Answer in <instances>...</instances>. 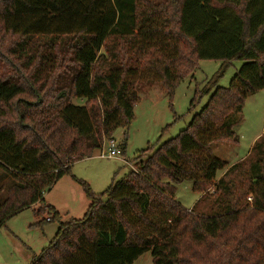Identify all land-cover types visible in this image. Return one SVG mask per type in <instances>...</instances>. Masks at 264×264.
<instances>
[{
	"label": "trees",
	"instance_id": "trees-1",
	"mask_svg": "<svg viewBox=\"0 0 264 264\" xmlns=\"http://www.w3.org/2000/svg\"><path fill=\"white\" fill-rule=\"evenodd\" d=\"M141 1L138 15L139 0H0V230L131 125L138 83L172 97L200 61H240L178 137L87 192L82 220L38 211L60 226L32 264H133L149 252L154 264H264V135L234 165L212 151L238 143L245 101L264 90V0ZM186 181L202 194L190 210L175 198Z\"/></svg>",
	"mask_w": 264,
	"mask_h": 264
},
{
	"label": "rangeland",
	"instance_id": "rangeland-1",
	"mask_svg": "<svg viewBox=\"0 0 264 264\" xmlns=\"http://www.w3.org/2000/svg\"><path fill=\"white\" fill-rule=\"evenodd\" d=\"M165 1L152 0L150 3ZM146 5L145 1L139 0L138 15L144 13ZM18 42H21L20 38L13 43V48ZM242 65L240 61L231 62L226 67L221 62L200 61L193 78L188 76L181 81L172 97L161 85L146 81L138 83L136 91L140 100L134 108V120L128 128H120L113 135L118 144L125 145V153L120 158L102 159L98 157L101 152L98 150L93 157L76 162L71 172L45 193L44 202L11 218L0 230V264H32L34 256L49 247L60 226L58 220L48 222L47 214L43 218L38 217V211L52 208L60 215L62 224L82 220L91 203L88 191L95 196L105 193L113 183L136 169L135 161L142 151L149 147L151 151L156 150L159 145L178 137L194 115L208 104L216 87L230 86ZM6 68L0 59V76L7 74ZM57 72H61L59 68L52 74ZM46 78H42V83L48 82L47 92L52 82L49 75ZM39 85V82L36 83V86ZM207 89L210 93H203ZM74 103L83 105L76 100ZM241 116L242 121L235 128L238 143L212 146L214 156L229 164L246 158L255 142L264 135V90L245 101ZM107 147L105 142L103 150ZM175 189L176 200L186 209H192L202 197L188 181L176 184ZM133 264H154L153 257L150 252L146 253Z\"/></svg>",
	"mask_w": 264,
	"mask_h": 264
},
{
	"label": "built area",
	"instance_id": "built-area-1",
	"mask_svg": "<svg viewBox=\"0 0 264 264\" xmlns=\"http://www.w3.org/2000/svg\"><path fill=\"white\" fill-rule=\"evenodd\" d=\"M106 142L108 145L107 149L103 150L102 148L98 157L102 159L120 158V155H122V149L120 147V144H118V142L114 138L109 139ZM47 221H50V218H48Z\"/></svg>",
	"mask_w": 264,
	"mask_h": 264
},
{
	"label": "crops",
	"instance_id": "crops-1",
	"mask_svg": "<svg viewBox=\"0 0 264 264\" xmlns=\"http://www.w3.org/2000/svg\"><path fill=\"white\" fill-rule=\"evenodd\" d=\"M251 152V151H250ZM250 152L248 153V155L246 156V157H248L249 156V154H250ZM245 159V158H244ZM243 159V160H244ZM240 161H242V160H240ZM240 161H238V162H240ZM234 164H236V163H232V164H230V165H234ZM190 210V209H189Z\"/></svg>",
	"mask_w": 264,
	"mask_h": 264
}]
</instances>
